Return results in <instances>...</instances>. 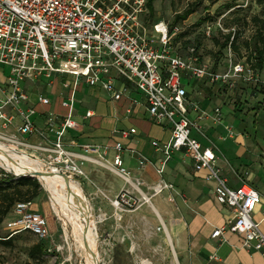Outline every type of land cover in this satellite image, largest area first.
I'll return each mask as SVG.
<instances>
[{"label":"built area","instance_id":"built-area-1","mask_svg":"<svg viewBox=\"0 0 264 264\" xmlns=\"http://www.w3.org/2000/svg\"><path fill=\"white\" fill-rule=\"evenodd\" d=\"M145 10L146 0H0V66L7 69L0 83V132H3L0 140L27 151L24 154L33 161L41 160L42 171L48 174L75 181L85 177L83 165L92 163L105 168L112 166L117 175L129 179L119 155L123 150L121 143H115L116 155L109 164L107 146L86 144L78 146L79 152H73L66 149L65 136L76 128L72 119L74 91L81 81L88 87L101 88L113 101L128 96L133 89L142 95L150 121L170 130L167 143L150 142L161 156L155 173L161 176L173 154L184 151L194 171L205 170L206 179L215 182V202L230 210L225 225L215 228L210 238L222 241L224 232H230L242 237L241 248L264 255V233L260 222L252 219L262 198L245 183L230 188L216 166L213 151L202 148L191 137V131L198 128L188 116V106L194 109L196 106L186 91L189 83L203 82L234 92L241 85L264 87V79L249 65L236 61L230 47L214 71L200 61L193 48H188L184 56L178 55L172 41L180 34V28L159 21L150 31L141 18ZM216 28L222 30L219 24ZM212 31L213 27L205 26L206 37ZM52 76L73 78L72 93L61 102L66 110L61 118L50 112L38 113L36 104L48 108L50 100L38 95L34 104L26 89L27 84ZM118 81L123 82L119 90L115 88ZM211 113L201 115L210 116L219 125L220 109ZM92 115L86 111L84 118ZM38 117L42 118L40 126L35 121ZM224 129L232 135L229 127ZM135 133V129L114 131L121 139ZM11 151L7 149V153ZM146 163L144 158L138 160L140 167ZM0 168L3 170L0 178L10 176L14 182L22 178V174ZM170 189L171 185L163 181L152 187L154 195ZM31 207L30 202L14 205L11 212L14 219L8 225L11 235L28 233L44 243L47 254H58L59 248H53L45 220Z\"/></svg>","mask_w":264,"mask_h":264},{"label":"crops","instance_id":"crops-1","mask_svg":"<svg viewBox=\"0 0 264 264\" xmlns=\"http://www.w3.org/2000/svg\"><path fill=\"white\" fill-rule=\"evenodd\" d=\"M2 81L3 73L0 72V83ZM72 82L73 79L70 81L64 77L52 76L50 79L41 78L27 84L26 89L34 104L38 95L50 100L48 108L36 104L38 113L50 112L61 118L66 113L61 102L66 101L72 93ZM122 83H115V88L119 90ZM64 84L68 86L64 87ZM55 87L58 88L57 92ZM84 87L90 90L83 92ZM98 90L104 94H96ZM89 91L91 102L86 104L82 100ZM130 91L128 96L124 95L118 101H113L110 94L101 88L88 87L82 81L74 91V105H79L83 113L80 114L73 106L72 119L76 128L66 133V149L79 152L78 146L81 145L107 146L109 150L106 160L111 164L116 155L113 147L119 142L123 145V150L119 153L123 167L130 174L129 179L121 178L112 166L105 168L85 163L83 171L85 177L89 178V189L115 194L125 189L126 183L132 185L133 180L142 181L144 188L149 189L163 181L171 185V189L151 198L150 204L157 214L151 207L150 209L159 220L157 223L173 254L174 264H264L262 253L241 248L242 237L239 235L224 232L222 241L210 238L215 228L225 225L231 215L230 210L215 202V182L206 179L205 170L194 171L192 162L184 151L173 154L161 176L155 173L161 156L155 153L150 142L167 143L170 130L150 121L142 95L133 89ZM186 91L188 98L196 106V109L188 106V116L198 128L191 131V137L202 148L213 151L216 166L230 188L236 189L245 183L261 196L262 200L256 206L252 219L260 222V230L264 233V124L261 123L264 104L262 107H253L251 111L250 106H247L245 92L236 94V90L228 92L218 87L209 89L196 83L188 85ZM215 108L221 111L219 125L214 124L210 116L201 115L203 112L211 115ZM86 111L92 112L91 118H84ZM249 116L253 119L249 120ZM35 121L40 126L42 118L38 117ZM226 126L231 129V136L225 131ZM130 129H135L136 133L128 139H121L114 134V131ZM140 158L147 161L143 167L138 165ZM144 188L140 189L141 192L150 194ZM55 228L58 236L57 222Z\"/></svg>","mask_w":264,"mask_h":264},{"label":"rangeland","instance_id":"rangeland-1","mask_svg":"<svg viewBox=\"0 0 264 264\" xmlns=\"http://www.w3.org/2000/svg\"><path fill=\"white\" fill-rule=\"evenodd\" d=\"M190 8L193 9L192 14L183 21L173 23L176 15H181ZM152 9L150 14L146 7L141 17L149 30L151 31L152 26L159 21L166 23L169 27L178 26L181 34L174 41L176 52L183 54L188 48H196L198 56L209 68L215 65L216 59L225 57L226 50H223L218 58L219 47L215 41L217 40L218 44H221L224 40L223 36L228 32L238 34L236 46L239 47L240 54L245 57L249 49L253 50L252 40L254 37L260 34L264 38V2L259 4L258 0H153ZM254 18H256L255 21ZM217 24L221 26L222 30L217 28L218 31H216ZM207 25L213 27L209 38L205 36V26ZM154 39L157 40L158 36L155 35ZM245 43H249L248 50L244 47ZM0 72L6 75L7 69L0 66ZM58 77H64L65 80L70 81L73 79L70 76ZM262 77L264 79V72ZM183 84L184 87L187 85L184 81ZM198 85L200 87L207 86L203 82H198ZM259 88L257 90L253 86L244 85L236 89V94L240 91L245 92L248 99L247 106H250L249 110L251 111L253 107L258 105L262 107L264 104L262 103L264 102V88ZM54 90L57 92L58 88L55 87ZM88 90L90 89L87 87L83 88V92ZM46 91L51 92L50 89H46ZM99 92L101 91L98 90L96 94H104V92H101L102 94ZM90 99L89 91L84 95L82 101L88 104L91 102ZM245 108L248 109V107ZM74 109L80 114L83 113V109L79 105L75 104ZM248 119L252 120L253 117L249 116ZM261 119V123L264 124V110ZM1 133L3 134V132ZM0 145L10 151L15 149L7 141L0 140ZM11 152L17 155L28 153L20 149ZM1 153L6 155L3 151ZM36 162L41 164V167L44 164L41 160ZM0 171L3 172L1 168ZM75 182L87 201L92 215L90 220L94 219L95 221L94 233L98 264H135L141 261H149L152 264H174L173 254L164 240L163 232L158 231L160 226L157 222L159 220L153 213L154 211H151L150 204L144 200L146 197L150 201L154 197L152 188H144L145 184L142 181L133 180L132 185L126 183L127 187L120 192L104 194L99 189L90 190L87 177L82 180L76 179ZM142 187L147 189L146 193L150 194H143L140 190ZM41 190L42 195L34 200L31 211L39 213L45 220L46 231L49 235L52 234L50 237L54 245L53 248H59V253H45L42 257L30 258V248L40 241L28 233L22 232L11 238L10 245L0 246V264H87V255L81 247L79 248L72 226L66 224L56 214L48 193L42 186ZM77 215L75 216L76 220H80V216ZM13 219L12 214L5 219L0 226V236L11 234L12 230L8 225ZM88 221L87 219L85 223H89ZM55 222L59 227L58 236ZM76 232L85 234L86 231L80 227L76 229Z\"/></svg>","mask_w":264,"mask_h":264},{"label":"bare ground","instance_id":"bare-ground-1","mask_svg":"<svg viewBox=\"0 0 264 264\" xmlns=\"http://www.w3.org/2000/svg\"><path fill=\"white\" fill-rule=\"evenodd\" d=\"M1 151L6 153V155L2 154ZM0 166L16 174L27 172H38L42 174L40 182L49 195L54 211L66 224L72 226L76 233L79 248L81 247L87 255V264H96L95 221L94 219L90 220L92 215L78 184L73 180H68L55 174H45L42 171L41 165L31 160L27 154L17 155L15 153H7V149H4L2 145H0ZM144 200L150 204L149 199L145 197ZM150 206L157 214L151 204ZM76 214L80 216V220H76ZM87 219L89 223H85ZM80 227L84 228L86 231L85 234L76 232V229ZM91 252L95 255V258L91 256Z\"/></svg>","mask_w":264,"mask_h":264},{"label":"trees","instance_id":"trees-1","mask_svg":"<svg viewBox=\"0 0 264 264\" xmlns=\"http://www.w3.org/2000/svg\"><path fill=\"white\" fill-rule=\"evenodd\" d=\"M152 2L153 0H147L146 7L151 14L152 9ZM264 0H258V3H263ZM193 13V9L190 8L187 11H185L181 15H176L174 18V24L178 23L180 21L185 20L190 14ZM256 18H254V21ZM176 26V25H174ZM172 27V26H171ZM216 31H218L217 28H215ZM213 32V31H212ZM181 34V33H180ZM179 34V35H180ZM177 35L173 41H172V47H174V41L179 36ZM224 40L221 44H218L217 40L215 41V44L218 45V52L217 56L219 58L221 52L223 50H226L227 47H230L232 54L234 56V59L238 62H242L246 65H249L254 71L258 72L261 76L264 71V38L257 34L254 39L252 40V47L253 50L250 51L249 49V43H245L244 47L246 50L249 49V52L247 53V56H243L240 54L239 47L236 46V41L238 39V34L236 32H228L226 35L223 36ZM192 48V47H191ZM197 53V49L193 48ZM175 50V49H174ZM176 52V50H175ZM177 53V52H176ZM235 53V54H234ZM180 56H184L185 52L183 54H179ZM236 55V57H235ZM200 58V57H199ZM221 61L224 58H220ZM220 59L215 60V65L211 68L213 71L218 69L219 64L221 63ZM201 62H203L200 59ZM220 61V62H219ZM196 83V82H195ZM198 84V83H196ZM205 84V83H204ZM206 85V84H205ZM244 86V85H241ZM209 89L211 86L207 85ZM261 88H264L260 86ZM260 89L259 87H255ZM262 102V101H261ZM42 195V190L39 182L36 179H32L30 177H22L17 179L15 182L12 180V177L8 176L7 178H0V226L3 224L5 219L11 215L12 209L14 205L18 202H34V200H37ZM18 235V234H16ZM16 235H7V236H0V246H8L11 244V238ZM46 249L45 245L42 242H38L34 244L30 250H29V256L30 258L35 257H42L45 255Z\"/></svg>","mask_w":264,"mask_h":264},{"label":"water","instance_id":"water-1","mask_svg":"<svg viewBox=\"0 0 264 264\" xmlns=\"http://www.w3.org/2000/svg\"><path fill=\"white\" fill-rule=\"evenodd\" d=\"M8 157V156H7ZM8 159H9V157H8ZM45 174H47V175H53V174H48V173H45ZM42 176V174L41 173H38V172H28V173H26V174H22L20 177H30V178H32V179H36L38 182H39V184L43 187V185L41 184V182H40V177ZM61 177H64V176H62V175H60ZM64 178H66V177H64ZM67 179V178H66ZM43 189L45 190V188L43 187ZM87 247V246H86ZM88 248V247H87ZM88 250H89V248H88ZM90 251V250H89ZM91 256H93L94 258H95V255L94 254H92V252H91ZM96 264H98V261H97V259H96Z\"/></svg>","mask_w":264,"mask_h":264}]
</instances>
